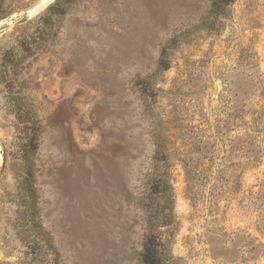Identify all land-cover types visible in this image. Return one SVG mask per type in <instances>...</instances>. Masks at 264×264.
<instances>
[{
    "label": "rangeland",
    "instance_id": "rangeland-1",
    "mask_svg": "<svg viewBox=\"0 0 264 264\" xmlns=\"http://www.w3.org/2000/svg\"><path fill=\"white\" fill-rule=\"evenodd\" d=\"M54 1L0 0V264H141L168 220L145 176L168 129L164 264H264V117L244 134L264 113V0L215 26L209 0ZM220 135L240 145L226 161Z\"/></svg>",
    "mask_w": 264,
    "mask_h": 264
},
{
    "label": "trees",
    "instance_id": "trees-1",
    "mask_svg": "<svg viewBox=\"0 0 264 264\" xmlns=\"http://www.w3.org/2000/svg\"><path fill=\"white\" fill-rule=\"evenodd\" d=\"M209 9H208V18L209 22H212L213 25L215 26V22L217 23V19L218 18H222V17H227V15L230 12L231 6L234 3L235 0H209ZM62 2V0H55L53 3L49 4L47 6V8L45 9V11L48 13L52 7L56 6L58 3ZM219 20V19H218ZM221 23V22H220ZM218 26V25H217ZM196 30H209L206 23L202 26H189L188 28H186L184 31L178 33L176 35V39H177V44H183L185 43L187 40V38L189 37L190 33L194 34L196 32ZM249 58L245 61L246 65L249 68H253L255 66V61L253 59V56L251 55V52H249V54L247 55ZM158 67L162 70L166 69V65H161L160 61L158 63ZM250 81L255 80L256 82H258L263 88H264V74L262 72H260L259 70H254L250 72ZM259 114V117H251V119L245 123V130H244V134L246 135V141L248 143H252V141L254 140L253 138H251V135L254 134L255 131H257L256 129H254L256 127L254 123V121H258V119L260 117H264V113L262 114L260 111H255ZM219 131H216V135H218ZM192 133V132H191ZM174 134V135H172ZM177 133H172V131L170 129H168L167 131H159L156 132L155 134H153L152 136V142H153V149H152V154L150 157V161H149V166L151 165L150 169L147 170L146 172V178L147 181H152L153 178L157 179L156 183L159 186H162L163 188H168V190L170 191L168 194L164 192V190H161V195L158 198L159 201L156 202V205L158 207H161L163 209L164 215L167 216V221L166 223H157L153 228H151L149 230V238H147V240H144L141 244V248L139 251V261L141 264H164L166 262V260H169L170 258L173 257L171 249L169 248V244H170V240H169V236L170 235H165V232L160 231V226L161 224H163L165 227H171L172 225L176 224L175 221V215L173 213V191H172V187H171V182H170V176H169V172H168V166L169 164H171V160H173L172 157V153L175 151V148L173 146V141H175V139H180L181 135H176ZM188 136V135H187ZM182 138V137H181ZM191 138V136L187 137V143H189V145L192 147L191 144H193L192 141H189ZM236 137L231 138V137H221L220 135V147L218 146H214L213 147V151H210V157L213 158L214 157V152H216V150L221 149L224 153H223V160L226 161L227 157L230 156L231 154V149L234 146H240L239 143H237V145L234 144H230V141L232 142H236ZM239 140V139H238ZM255 142L258 144L261 143V141L259 140H255ZM190 149V148H189ZM178 150V149H177ZM264 154V149L262 151ZM179 154V153H178ZM179 157H177V160H180L183 162V168L185 169V173L192 170V165L190 162L188 161H184V157L181 158L180 154L177 155ZM257 157V156H255ZM256 162H258V160H256ZM159 164H162L161 166L164 167V171L162 173H156L157 169L159 168ZM147 185V183H146ZM162 202V204H161ZM168 231V229H167Z\"/></svg>",
    "mask_w": 264,
    "mask_h": 264
}]
</instances>
